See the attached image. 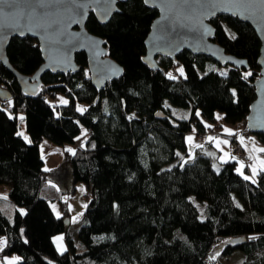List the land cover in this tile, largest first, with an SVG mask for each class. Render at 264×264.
<instances>
[{"label": "trees", "instance_id": "trees-1", "mask_svg": "<svg viewBox=\"0 0 264 264\" xmlns=\"http://www.w3.org/2000/svg\"><path fill=\"white\" fill-rule=\"evenodd\" d=\"M119 11L107 24L94 13L87 22L124 67L123 75L102 90L86 75L84 52L76 54L80 72H47L36 98L26 97L0 62V87L12 94L11 100L0 98V185L10 189L9 203L27 210L16 209L10 218L0 197V236L5 238L0 259L18 254L21 262L15 264H220V257L241 251L238 264H264V170L254 181L236 159L218 169L206 155L185 162L186 136L194 127L201 133L207 122L218 123V111L227 124L248 131L261 72L255 30L230 15L211 20L215 42L246 59L247 68L229 66L223 72L212 58L187 50L176 59L159 57L161 68L153 71L143 59L158 9L129 0L120 2ZM7 49L11 65L25 76L43 64L36 39L14 37ZM180 65L185 76L170 75ZM59 91L69 105L48 101ZM78 102L86 104L85 111L77 109ZM167 102L189 109L190 115L174 116ZM19 112L30 143L18 135ZM159 112L165 117H156ZM256 136L264 145V134ZM43 138L59 145L85 138L73 153L65 151L73 185L82 181L92 187L77 245L66 202L64 215L57 217L43 196L50 177L40 152ZM192 195L205 206L206 219ZM57 233L65 234L66 252L55 247Z\"/></svg>", "mask_w": 264, "mask_h": 264}, {"label": "water", "instance_id": "water-1", "mask_svg": "<svg viewBox=\"0 0 264 264\" xmlns=\"http://www.w3.org/2000/svg\"><path fill=\"white\" fill-rule=\"evenodd\" d=\"M129 0H16L12 14L8 6L0 15V62L16 78L26 97L36 98L43 84L42 77L51 72L68 75L81 67L76 54L88 56L92 84L99 90L108 82L121 77L124 67L109 55L105 40L88 30V18L95 14L98 22L109 23L119 11L120 2ZM150 8L158 9L150 33L145 39L143 62L151 70L161 68L159 57L176 59L184 51L212 58L219 65L247 68L248 61L239 59L215 42L216 28L211 23L218 15L237 17L253 27L259 37L260 77L255 83L256 99L247 117V128L253 134H264V2L262 0H144ZM35 15H32V13ZM22 25V29L17 27ZM14 37H31L41 47L43 64L32 76L14 69L8 59V46ZM2 101L12 94L0 87ZM159 118L165 117L162 112Z\"/></svg>", "mask_w": 264, "mask_h": 264}, {"label": "rangeland", "instance_id": "rangeland-1", "mask_svg": "<svg viewBox=\"0 0 264 264\" xmlns=\"http://www.w3.org/2000/svg\"><path fill=\"white\" fill-rule=\"evenodd\" d=\"M230 67H223L220 66L219 70L226 72V69H229ZM180 69H183V72L180 71ZM171 74H182L185 76V71L184 67L182 65L177 67V70L175 73ZM87 77H90L89 72H86ZM91 78V77H90ZM48 101H50L52 104L55 106H60V105H69L70 100L68 96L63 93L62 91H59L55 96H49ZM172 106L170 102H167V106ZM86 104L85 103H79L77 104V109L80 112L85 111ZM173 108V115L176 117H188L190 115V111L188 109L182 108V107H175L172 106ZM217 119L219 120V124L223 125V127L219 130L218 135H213V137L219 138H228L225 135L227 129H240L242 127L241 124H236V125H230L227 124L224 120V114L223 112L221 113L218 111L216 113ZM23 117L21 120L20 118ZM19 119H20V127H19V133H23V137H27L25 139L28 143L31 142V137L30 134L27 132L26 128V123L24 121V114L22 112H19ZM209 126H212V124H209ZM193 133L191 135H194L196 128H193ZM189 135V136H191ZM230 135V134H229ZM213 137H207L208 138H213ZM198 139V138H197ZM85 143V138L78 139V141L74 142H67L65 144L59 145L56 144L52 141H50L47 138H43L40 141V152L42 155V158L44 160V166L47 170L50 171V177L48 181L46 182L45 189L43 191V196L45 198H48L50 202V207L53 210V213L57 216L60 217L64 215V209L62 208V202H66L67 208H68V213H69V219L72 221L73 225L70 228V236L72 240H74L75 244L77 245L79 243L78 236H79V231H80V226L82 225V221L84 220V214L87 208V205L91 199V190L92 187L88 185L86 182H76L75 188L73 185V175H72V167L69 165L67 161V155L65 154V151H69L71 149L72 151H69L70 153H73L78 146H83ZM223 147H226L224 144ZM234 147V146H233ZM233 153V152H232ZM194 157L193 155L191 157H185V162L189 161ZM215 167L218 169L219 163L214 164ZM9 191L10 189L4 185H0V197H1V204L2 207L5 211L8 212V215L10 218H13L16 209L19 210L22 213H26L27 210H25L24 207H18L12 204L11 202H8L9 198ZM6 197V199L4 198ZM192 202H195L198 204L199 211H200V218L202 220L206 219V213H204V205L201 204L196 198V196L192 195L190 197ZM2 236V235H1ZM0 236V237H1ZM3 238V236H2ZM60 238V239H58ZM53 241L55 244V247L58 252L63 253L66 252V249L68 248L67 241H65V234L64 233H57L53 237ZM244 254L240 251H236L234 255L231 257H220V264H238L240 262V259ZM7 263L9 264H15L18 262H21V258L18 254H14L11 257H8L5 259Z\"/></svg>", "mask_w": 264, "mask_h": 264}, {"label": "crops", "instance_id": "crops-1", "mask_svg": "<svg viewBox=\"0 0 264 264\" xmlns=\"http://www.w3.org/2000/svg\"><path fill=\"white\" fill-rule=\"evenodd\" d=\"M189 110V109H188ZM190 111V110H189ZM208 125V124H207ZM243 130V127L238 129ZM235 129H227L226 134L228 138H222L219 136L204 139L202 141H198L197 137L195 135L186 136V143L188 148V154L186 157H192L189 162H192L195 157H198L200 155H206L209 158L212 159L213 164L215 163H225L226 161L234 160V153L233 152V146L232 141L230 138L231 134H234L236 131ZM230 134V135H229ZM191 137V139H189ZM226 145V147H223V145ZM245 146V153L250 156L251 160L248 165L249 172L251 173V177L254 178V180H257V175L260 170H264V151H259V149H264V145L261 144L258 140L251 139L248 141H244ZM253 169H255V172H253ZM5 238L2 236L0 237V251L5 246ZM243 254V253H242ZM234 255V254H232ZM231 257V256H230ZM244 256L242 257V259ZM241 260V259H240ZM7 263L4 259H0V264Z\"/></svg>", "mask_w": 264, "mask_h": 264}, {"label": "built area", "instance_id": "built-area-1", "mask_svg": "<svg viewBox=\"0 0 264 264\" xmlns=\"http://www.w3.org/2000/svg\"><path fill=\"white\" fill-rule=\"evenodd\" d=\"M172 73H175V72H172ZM170 75L177 76V75L171 74V73H170ZM4 107L5 108L9 107V105L6 104ZM222 127H223V125L219 124V122H218V123L213 124L212 126L207 127L201 133L196 130L194 135L198 138V141H202V140L206 139L207 137H213V135H218L219 134V130ZM193 131L194 130H191V132H189V135H191V133H193ZM230 136H232L233 146H234L233 147V153H234L235 159L238 161V168L241 171H244L245 169L249 168L248 165H249L250 160H251L250 156H248L245 153L244 141H248V140H251V139L258 140V138H257V136L255 134H253L249 130L247 132H245V133L243 132V130H240V131L238 130L234 134H231ZM248 176L254 180V178L251 177V173L250 172H248Z\"/></svg>", "mask_w": 264, "mask_h": 264}, {"label": "snow or ice", "instance_id": "snow-or-ice-1", "mask_svg": "<svg viewBox=\"0 0 264 264\" xmlns=\"http://www.w3.org/2000/svg\"><path fill=\"white\" fill-rule=\"evenodd\" d=\"M16 0H0V4H6L8 6V14H12L13 12V5L15 4ZM262 2H264V0H262ZM5 11L3 8H0V15H4ZM32 15H35V13L33 12ZM17 27L22 29V25L17 24ZM181 72H183V69H180ZM21 120L23 119V117L20 118ZM18 135H23V133H18ZM25 139H27V137H25ZM189 139H191V137H189ZM94 146V145H93ZM69 151H72L71 149H69ZM259 151H264V149H259ZM253 172H255V169H253ZM245 179H249V177H245ZM6 199V197H4ZM60 239V238H58Z\"/></svg>", "mask_w": 264, "mask_h": 264}]
</instances>
